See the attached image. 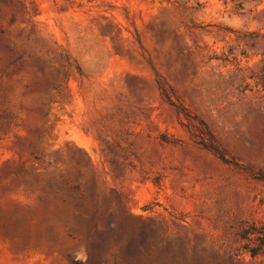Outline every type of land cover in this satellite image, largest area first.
<instances>
[{
    "label": "rangeland",
    "instance_id": "rangeland-1",
    "mask_svg": "<svg viewBox=\"0 0 264 264\" xmlns=\"http://www.w3.org/2000/svg\"><path fill=\"white\" fill-rule=\"evenodd\" d=\"M263 225L264 0H0V264H264Z\"/></svg>",
    "mask_w": 264,
    "mask_h": 264
},
{
    "label": "trees",
    "instance_id": "trees-1",
    "mask_svg": "<svg viewBox=\"0 0 264 264\" xmlns=\"http://www.w3.org/2000/svg\"><path fill=\"white\" fill-rule=\"evenodd\" d=\"M244 237L248 240H251L252 235H258V238L262 241V243L264 244V225L261 226L260 228H254L252 231L250 230H245L244 231ZM253 256L257 255V251L255 250H249Z\"/></svg>",
    "mask_w": 264,
    "mask_h": 264
}]
</instances>
